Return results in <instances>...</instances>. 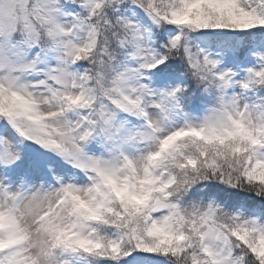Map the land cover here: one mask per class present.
I'll list each match as a JSON object with an SVG mask.
<instances>
[{
	"label": "snow or ice",
	"instance_id": "snow-or-ice-1",
	"mask_svg": "<svg viewBox=\"0 0 264 264\" xmlns=\"http://www.w3.org/2000/svg\"><path fill=\"white\" fill-rule=\"evenodd\" d=\"M0 264H264V0H0Z\"/></svg>",
	"mask_w": 264,
	"mask_h": 264
}]
</instances>
